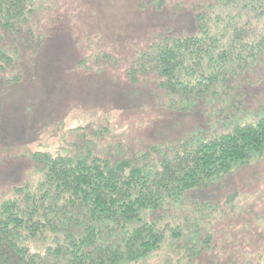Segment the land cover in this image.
Instances as JSON below:
<instances>
[{"label": "rangeland", "instance_id": "obj_1", "mask_svg": "<svg viewBox=\"0 0 264 264\" xmlns=\"http://www.w3.org/2000/svg\"><path fill=\"white\" fill-rule=\"evenodd\" d=\"M34 36L12 74L0 81V197L40 176L30 154L85 142H121L141 149L188 133L210 136L235 119L264 113V53L239 74L228 93L186 109L168 105L156 74L130 79L128 68L155 38L196 31L195 16L224 18L217 0H33ZM238 12L233 10L230 15ZM256 19H252L255 23ZM209 20V24H211ZM40 43L34 54L31 48ZM249 37H252L250 33ZM112 56L104 57L101 53ZM104 128L102 135L95 130ZM178 225L165 230L159 248L122 264H255L264 259V154L222 179L189 188L179 205L163 212ZM38 240L33 248H42Z\"/></svg>", "mask_w": 264, "mask_h": 264}, {"label": "trees", "instance_id": "obj_2", "mask_svg": "<svg viewBox=\"0 0 264 264\" xmlns=\"http://www.w3.org/2000/svg\"><path fill=\"white\" fill-rule=\"evenodd\" d=\"M217 4L230 9L228 18L198 13L193 33L153 39L128 68L130 79L153 71L168 105L180 109L228 93L264 53V0ZM36 9L33 0H0V81L20 77L12 70L34 36ZM40 41L37 35L27 57ZM93 133L82 131L85 142L73 148L31 152L39 180L13 185L11 195L0 197V264H122L146 256L167 228L178 237L180 227L164 221L163 212L189 188L264 154V113L235 119L210 136L192 132L141 149L99 146ZM38 240L47 243L33 248Z\"/></svg>", "mask_w": 264, "mask_h": 264}]
</instances>
